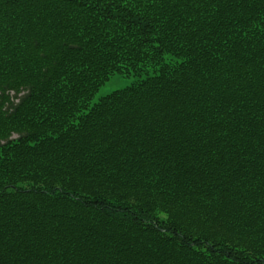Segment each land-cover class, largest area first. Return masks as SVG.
I'll return each mask as SVG.
<instances>
[{
    "label": "trees",
    "instance_id": "trees-1",
    "mask_svg": "<svg viewBox=\"0 0 264 264\" xmlns=\"http://www.w3.org/2000/svg\"><path fill=\"white\" fill-rule=\"evenodd\" d=\"M0 264H264V0H0Z\"/></svg>",
    "mask_w": 264,
    "mask_h": 264
},
{
    "label": "rangeland",
    "instance_id": "rangeland-1",
    "mask_svg": "<svg viewBox=\"0 0 264 264\" xmlns=\"http://www.w3.org/2000/svg\"><path fill=\"white\" fill-rule=\"evenodd\" d=\"M136 79H138V76L134 74L116 73L112 75L95 93L91 100V105L97 102L102 96L132 84Z\"/></svg>",
    "mask_w": 264,
    "mask_h": 264
}]
</instances>
